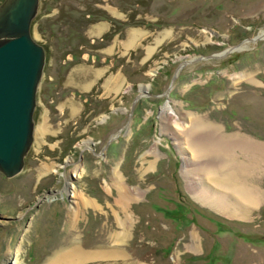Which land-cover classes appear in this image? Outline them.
Instances as JSON below:
<instances>
[{
  "label": "rangeland",
  "instance_id": "1",
  "mask_svg": "<svg viewBox=\"0 0 264 264\" xmlns=\"http://www.w3.org/2000/svg\"><path fill=\"white\" fill-rule=\"evenodd\" d=\"M31 33L46 61L24 168L0 173V264L76 246L123 253L83 264H264V37L247 41L264 35V0H40ZM195 122L234 139L185 162ZM213 160L256 204L197 199ZM118 180L141 197L118 201Z\"/></svg>",
  "mask_w": 264,
  "mask_h": 264
},
{
  "label": "water",
  "instance_id": "2",
  "mask_svg": "<svg viewBox=\"0 0 264 264\" xmlns=\"http://www.w3.org/2000/svg\"><path fill=\"white\" fill-rule=\"evenodd\" d=\"M39 5L40 0H3L0 4V173L8 179L22 172L34 140V111L46 61L44 47L33 39L31 33ZM263 37L247 41L256 43ZM240 45L222 56L201 59L224 57ZM177 73H174L170 86ZM140 96L136 97L131 114Z\"/></svg>",
  "mask_w": 264,
  "mask_h": 264
},
{
  "label": "bare ground",
  "instance_id": "3",
  "mask_svg": "<svg viewBox=\"0 0 264 264\" xmlns=\"http://www.w3.org/2000/svg\"><path fill=\"white\" fill-rule=\"evenodd\" d=\"M166 107L168 106L166 105ZM185 127L188 129L190 125H185ZM220 130L221 129L217 128L216 126H213V127L205 126L203 122H195L194 127H191L188 131H186L187 138L177 139L179 140L178 148L181 151V153L184 154V151L187 150L186 151L187 155H184V158H183L184 161L185 162L192 161L193 159L203 160L205 156L210 157L212 155L210 154V152L213 153L219 150V148L222 149L223 147L226 146V143H229V142L232 143L231 139H234L233 136L227 135L226 138L228 139H223V138L218 139L217 138L216 140L214 138L215 136L217 137L216 134H220ZM193 134H198V135L200 134V135H203L204 137H200L196 135L193 138H191L192 137L191 135ZM220 136L223 137V135H220ZM189 138H191L189 142L186 141ZM226 140H229V141H226ZM243 142L248 143L249 139L244 138ZM188 153H190L189 157H188ZM225 166H226L225 163H222V161L217 162V160H213V162L209 161V163L203 162L202 164L198 165L197 172L195 170L196 172L195 174H197V179H198V183H196L197 192L195 193L196 196H199L197 197V199H199L203 204L216 205L218 207L222 205L225 207L224 209L225 211H228L229 209H231V207L233 209H236V211L241 210V209L244 211L247 208L249 209L254 204H256V202H253L254 195L251 196L249 194V190L244 185H242L241 187L236 186V185H230V181L228 180L230 175L222 173L224 169L223 167ZM82 172L83 170H80V168L75 169L74 174L76 175V178H80L82 175ZM65 180H66V185H65L64 191L68 192L69 190H71L72 197H75L76 193L72 190L73 186L67 183L68 182L67 178H65ZM225 181L226 183H224ZM222 185L223 187H225L226 191H229L230 193H232V195H234L233 200L234 199L235 200L233 202L224 201L225 199L224 193L226 192L224 191L222 192L221 190ZM116 189L118 190V195H119L118 201H120L121 203L130 202V201H133L141 197L140 192H135L131 196V194L128 191L130 189H128L124 184H122L121 180L117 181ZM135 190L136 189H134V191ZM230 193H228L227 196L230 195ZM257 197H258V194L256 195V198ZM90 204H92V202ZM122 255L123 253L120 252L119 250H111L108 252L105 251V253H102V252H97V251L96 252L95 251H85L83 250L82 246H79V247L76 246V247H72L69 249H65L61 253L57 254L55 257H53V260L50 261L48 264H83V263L92 262L95 260H101V259H104L105 257L114 258V259L121 258ZM13 263L15 264L16 260L13 261Z\"/></svg>",
  "mask_w": 264,
  "mask_h": 264
},
{
  "label": "crops",
  "instance_id": "4",
  "mask_svg": "<svg viewBox=\"0 0 264 264\" xmlns=\"http://www.w3.org/2000/svg\"><path fill=\"white\" fill-rule=\"evenodd\" d=\"M132 35V37H133V39H132V41L134 40H136V38L137 37H139V35H137V33L136 32H133V34H131ZM131 36H129L128 38L130 39V38H132ZM136 37V38H135ZM135 38V39H134ZM114 45H113V50H114V47L116 46V42L114 41V43H113ZM125 46H126V44H125ZM120 80V79H119ZM94 84L92 85V87H91V89H90V91L94 88ZM108 87L110 88V89H112V87H113V85H111V83H109L108 84ZM86 92V91H85ZM87 93H89V92H87Z\"/></svg>",
  "mask_w": 264,
  "mask_h": 264
},
{
  "label": "trees",
  "instance_id": "5",
  "mask_svg": "<svg viewBox=\"0 0 264 264\" xmlns=\"http://www.w3.org/2000/svg\"><path fill=\"white\" fill-rule=\"evenodd\" d=\"M0 4H1V3H0ZM32 25H33V22H32ZM32 25H31V28H32ZM44 50H45V48H44ZM44 52H46V50H45Z\"/></svg>",
  "mask_w": 264,
  "mask_h": 264
}]
</instances>
